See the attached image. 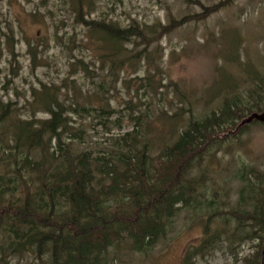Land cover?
Instances as JSON below:
<instances>
[{
	"label": "trees",
	"instance_id": "1",
	"mask_svg": "<svg viewBox=\"0 0 264 264\" xmlns=\"http://www.w3.org/2000/svg\"><path fill=\"white\" fill-rule=\"evenodd\" d=\"M67 1L77 24L114 47L113 53L100 56L112 63L124 46L132 42L149 45L196 19L171 20L149 31L139 25L120 28L89 18L95 0ZM225 5L205 10L213 13ZM30 16L35 18L38 13ZM15 35L10 26L3 34L12 55ZM26 43L36 67L38 45ZM245 66L250 89L225 86L218 107L210 110L195 111L190 103L171 114L162 107L156 118L150 104L143 109L126 102L133 130L112 137L111 147L96 156L75 148L87 131L83 124L76 126L74 116L99 119V123L106 118L107 134L111 127L121 129L123 122L110 121L114 110L95 104L91 96H81L75 103L62 101L68 80L60 87L41 84L33 90L29 118L19 117L15 105L0 98V264L13 260L108 264L121 255H149L168 240L182 211L211 209L207 162L229 140L238 139L252 126L264 125L253 123L230 134L249 115L264 111V79ZM71 67L88 72L84 61L77 60ZM70 84L74 88L75 83ZM39 109L46 119L36 118ZM237 177L243 182L238 208L228 215L236 220L237 230H246L251 239L256 229L264 232V178L254 168L245 167ZM205 236L202 247L211 248L214 242L207 227ZM259 257L258 253L251 264H259ZM250 259L244 260L246 264Z\"/></svg>",
	"mask_w": 264,
	"mask_h": 264
},
{
	"label": "rangeland",
	"instance_id": "2",
	"mask_svg": "<svg viewBox=\"0 0 264 264\" xmlns=\"http://www.w3.org/2000/svg\"><path fill=\"white\" fill-rule=\"evenodd\" d=\"M222 3L228 5L209 14L205 10ZM32 13L38 16L33 18ZM200 16L202 20L197 19ZM190 17L196 19L149 45L124 46L112 63L100 56L113 53L114 47L77 24L67 0H0V98L15 105L19 117L29 118L33 90L41 84L60 87L68 80L62 101L75 103L81 96H91L95 104L114 110L110 121L123 122L121 129L111 127L107 134L106 118L99 123V119L74 116L76 126L83 124L87 131L75 148L96 156L111 147L112 137L133 130L126 102L143 109L150 104L155 117L159 108L174 114L190 103L195 111H204L218 107L220 91L229 84H238V91L250 89L245 64L264 79V0H192L190 4L184 0H95L89 18L120 28L139 25L149 31L152 26ZM8 26L16 34L15 55L3 36ZM26 40L38 45L36 67ZM77 60L84 61L88 72L71 67ZM72 68L76 73L71 77ZM39 110L36 118L46 119L44 110ZM242 167L254 168L264 178V125L252 126L238 139L229 140L207 162L211 209L182 211L168 240L152 253L121 255L108 264H246L247 258L251 264L258 253L260 264L264 232L256 229L247 239V231H238L236 220L228 215L238 208L243 182L237 176ZM206 227L214 242L208 249L202 247Z\"/></svg>",
	"mask_w": 264,
	"mask_h": 264
},
{
	"label": "water",
	"instance_id": "3",
	"mask_svg": "<svg viewBox=\"0 0 264 264\" xmlns=\"http://www.w3.org/2000/svg\"><path fill=\"white\" fill-rule=\"evenodd\" d=\"M253 123H259V124H264V111L261 113L255 112L252 113L251 115H249L247 118H245L244 120H242L239 125L237 126V128L235 129L234 132H231L230 134L232 136L236 135L242 128H244L245 126H250ZM260 264H264V242H263V249H262V253H261V263Z\"/></svg>",
	"mask_w": 264,
	"mask_h": 264
}]
</instances>
